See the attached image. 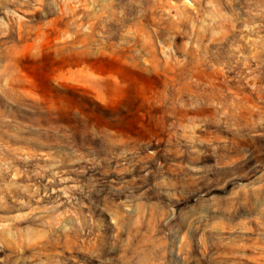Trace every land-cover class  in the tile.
Listing matches in <instances>:
<instances>
[{"label":"clouds","instance_id":"9594fccd","mask_svg":"<svg viewBox=\"0 0 264 264\" xmlns=\"http://www.w3.org/2000/svg\"><path fill=\"white\" fill-rule=\"evenodd\" d=\"M0 264H264V0H0Z\"/></svg>","mask_w":264,"mask_h":264}]
</instances>
